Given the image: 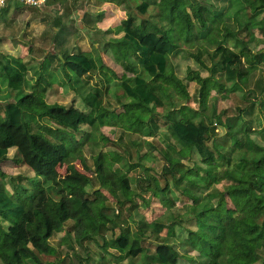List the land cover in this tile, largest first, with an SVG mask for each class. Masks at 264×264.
<instances>
[{"label":"trees","instance_id":"16d2710c","mask_svg":"<svg viewBox=\"0 0 264 264\" xmlns=\"http://www.w3.org/2000/svg\"><path fill=\"white\" fill-rule=\"evenodd\" d=\"M247 2H250L247 6L251 16L264 11V0ZM185 5L190 11L185 9ZM157 6L159 20L167 22L169 30L174 32L172 34L176 33L177 24H183L189 32L194 19L204 32V38L214 44L212 49L204 47L203 50L210 60L209 67L199 62L208 71L207 76L201 77L197 71L188 69L187 80L198 85L195 109L185 104L172 106L175 98H189L185 85L175 79L168 60L169 55L177 52L175 50L179 47L177 34L170 39L171 36L166 34L168 29H161L162 25L157 26L148 18L136 22L134 16L128 15L120 22L121 35L110 43L116 48L114 57L117 60L126 61L132 54L140 67L139 72L132 68L131 75L122 76L119 81L127 99L121 105L123 114H112L105 108L101 94L95 89L79 96L85 110L62 105L55 99L47 100V96L56 93L55 85H48L44 91L30 86L25 79L26 63L11 54H0L4 92L12 97L6 100L0 95V162L7 159L8 148H14L15 162L22 161L24 156L32 164L49 167L47 172H35L24 178V183L14 181L15 176H9L12 183L9 192L0 186V264H41L37 254L45 253L49 238L59 232L62 233L60 244L82 246L84 240L102 235L107 229H118V233L110 239L102 236V249L113 250L117 258L134 257L145 250L142 243L148 235H143L144 227L139 226L137 233L129 238L128 228H120L116 222L118 212L108 205L95 204L88 194H97L98 191L89 192L85 188L89 183L96 187L109 185L122 196L121 200L115 201L118 207L125 202L132 207L141 200L144 202L147 198L136 192L126 175L121 173L124 166L119 170L115 165L120 162V154L98 152L92 158L90 171L83 163L80 147L88 139L97 137L89 130L90 127L110 126L118 121L124 130L136 126L142 135L152 136L156 129L154 119L158 115L156 108L162 106L164 99L176 111L173 116L162 115L167 120L166 137L179 148L167 141L171 154L161 152L165 160L160 170L163 184L159 186L151 178L152 188L148 182L141 186V191L147 190L159 198L164 212L169 215L174 203H179L177 194L190 201L179 203L185 207L184 216L168 217V224H164L166 236L174 235V226L182 225L184 220L191 221L194 228L183 227L184 237L197 255L203 257L201 264H264V259L259 260L260 252L264 253V144L250 138L252 131L264 133V50L251 51L237 35L238 25H230V30L224 25L222 39L216 40L209 31L212 24L222 20V13L214 7L199 6L196 0L179 4L177 0H159ZM146 8L147 3L141 2L135 10L143 14ZM207 17L209 19L206 20ZM228 37L231 39L230 46L226 45ZM48 54L57 60L60 73L73 92L80 78L97 67L96 59L84 52H62L59 56ZM192 57L198 60L197 54ZM257 69L261 70L259 79L248 89V77ZM213 72L219 75L215 77ZM212 90L221 99L230 92L241 91L243 94L244 90L251 93L249 104L257 103L255 128L238 110L235 114L236 121L239 120L236 131L225 132L218 139L213 138L208 145L207 140L212 136L215 124H225L215 113L214 106L210 118L203 113ZM243 111L246 112L245 109ZM63 113H69L68 118H64ZM84 126L89 129H84ZM101 138L106 137L101 135ZM144 145L148 149L149 140H145ZM191 151L207 167L203 169L204 178L198 176L196 168H182L181 159ZM75 154L91 176L78 171L71 163ZM144 159L139 155L137 160L126 164L127 169L142 165ZM59 163H64L67 169L63 176L55 170ZM183 181L201 190L219 181L225 182V186L201 195L183 186ZM137 185L140 188L139 180ZM213 195L216 196L215 201L211 199ZM258 214L262 215L260 222L254 219ZM152 224L163 228L161 222L154 221ZM90 255L92 253L83 259L86 264L92 258ZM152 255L155 258V262H151L153 264H176L178 258L175 247L164 240L154 243Z\"/></svg>","mask_w":264,"mask_h":264},{"label":"rangeland","instance_id":"374dc122","mask_svg":"<svg viewBox=\"0 0 264 264\" xmlns=\"http://www.w3.org/2000/svg\"><path fill=\"white\" fill-rule=\"evenodd\" d=\"M184 1L186 2L187 0ZM197 1L201 4V6H203V3L206 2V0ZM243 1L244 0H212L211 2L219 10H224L225 12L229 11L228 15L230 22H228L227 25L230 27L231 21H236V23L239 25L237 35L242 41L245 42V45L251 51L255 52V50L261 48L264 50V11H258L257 15L251 18L250 7L246 6L244 8ZM181 2H183V0H177L178 4ZM246 3L248 5L250 4V2ZM12 5H14L16 8H4V10L0 12V54H12L15 56L23 54L22 60L26 62L28 67L25 75L28 79L27 82L29 85L33 84L35 87H38L43 91L48 89V85H55L57 87L56 93L47 96V100L49 99L52 101L55 99L62 105H72L81 110L85 109L79 100V96H84L88 91L95 89L101 94L102 103L105 108L111 110L112 114H123V107L121 105L127 99L122 93V90L119 86V81L122 76L131 75L133 71L132 68L137 71L138 68H140L137 58L134 55L131 54L129 59H126L127 62L130 61L129 64L124 60H117L114 57L116 48L110 46V43L113 42L114 39H99L97 42H101V46H99L100 48H94L92 47V43L89 39L83 38L84 35H81L82 39L75 38V33H77L76 36L80 33L75 31V26H72L70 31L74 37L69 42V47L71 48L72 46V49L67 50L74 52L73 49L79 42V45L76 46L77 49L75 48V53L84 52L93 56L96 59L97 66L95 70L86 73L80 78L76 87V91L73 92L72 89H70V86L65 83V80L60 73L57 60L48 54L50 39L47 35L41 36L38 26H32L30 22L35 18V15L42 21L47 19L48 24H50L49 21L51 19V15L48 9L41 8V10H34L33 8L29 7L19 5L17 6L15 3ZM185 9L190 11L189 7L186 5ZM148 11L149 13H153L154 8L150 7ZM20 14H22L21 18H19ZM249 14L251 19L249 18ZM204 15L202 12V16ZM139 17L144 18L146 16ZM261 18H263V21H261ZM248 19L250 23H248ZM161 24L162 23L159 25ZM191 24L192 25L190 26L189 34L186 32L187 34L183 35L182 37H177V41L180 43L179 45H182L184 48V50H182L184 53L170 57V66L175 79L180 80L185 85V89L189 95L187 100L182 98L173 99L172 102L174 104L172 106L177 107L179 104H185L190 108L195 109L197 108L196 90L198 85L187 80L188 69L197 71L201 77L207 76L208 71L206 68L201 67L199 62H202L206 67H209L210 60L206 52L203 50L204 47L209 50L212 49L213 44H208L205 41H202L203 39H201L198 35L196 36V33L194 32L196 29H200V27L194 19L191 20ZM218 26H220V23ZM253 26L255 28H253ZM49 28L50 26L47 25L46 32H48L47 29ZM160 28L165 29L166 25L165 27ZM179 31H185L183 24H177L176 33L180 34ZM190 32H193V35H191ZM166 34L171 36L170 39L175 38V34H172L169 31H166ZM221 34L216 35L217 40L222 39ZM65 40L66 39L62 40L61 42L64 43ZM107 40H109L110 43H108L109 41ZM3 41H8V47H3L1 45ZM230 42L231 39L228 37L226 39V45L230 46ZM67 43L68 42L66 41V44ZM21 46L24 48L26 47V52L22 53ZM28 46H30V48H28ZM88 46L92 50H79L88 48ZM236 49L238 50L240 48ZM196 54L198 55V60L192 57V55ZM259 70L260 69L255 70L248 77V89L253 87V83L256 81V79H259V75L261 74V70ZM218 75V72H213V76L216 77ZM3 80V77L0 76V95L5 97L6 100H10L12 97L9 94L6 95L4 92V89L6 88L5 82ZM250 101L251 93H248L247 91L244 92V90L243 94L241 91L230 92L224 99H221L219 96L217 97V94L213 90L210 91L206 101V109L203 113L207 118H210V112L214 106L215 113L220 116V120L225 122V124H215V130L213 131L212 136H210L207 140L208 145H210L213 138L218 139L225 132L233 133L236 131L239 120L236 121L235 114L238 110L242 111L243 118L245 120H249L251 123L250 125L255 128L253 125L254 119L258 115L256 110L257 103L251 106L249 104ZM169 103L170 102L168 100L164 99L162 101V106L156 108V112L158 113L154 119L156 129L152 136L142 135L139 131H137L136 126H133L129 130H124L119 121L110 126L93 125L90 127V129L87 126L83 127L84 129H89L95 132L94 134L97 136L96 138L88 139L85 144L80 147V154L82 155L83 163L87 165L89 170L91 171L92 168V158L96 156L98 152H116L120 154L121 159L120 162H116L115 165L117 168H122V166H124L121 173L126 175L130 185L135 187V191L147 199L144 202L142 200L139 201V204L135 203V206L133 207L127 202H125L123 206L118 207L115 201L122 199L119 191H115L109 185L96 187L95 185H91V183L85 187L86 190L89 192L90 190H97L98 193H89L88 198L92 199L97 205L103 206L105 204L110 206V208H113L114 211H117L119 218L116 220V222L120 228H128L127 230L129 238L130 236H133L135 233H137L139 226H143V235H148L143 239L142 243V245L145 247V250L134 257L125 256L122 258H117L116 253L113 250L108 249L105 251L102 249L100 247V244L102 243V236L104 239H110L118 233V229H115L114 231L107 229L103 231L102 235H96L93 239L84 240L82 242V246L68 243L60 244L59 240L62 236V233L59 232L49 238L46 252L43 254H37V258L41 264H46L48 262H53V264H86L83 259L86 258L87 254L90 253H92V255H90L92 258L88 260V264H147L155 262V258L152 255L153 246L155 242L162 240L173 245L177 250L178 258L176 260V264H200L203 262V258L197 255L196 251L191 248L189 241L184 237L183 227L194 228L193 222L184 220L182 225H176L173 227V236H166V225L168 224L169 220L171 218H177L179 215H185V207L180 206L181 204L179 203H189L190 201L187 200L183 195L177 194L179 203H174L172 211L170 212V216L168 213L164 212V206L159 198L151 195V193L147 190L141 191V186L146 185L148 182H150V185L148 184L149 187L152 186L153 182L151 181V178H154L159 186L163 184L160 170L161 167L165 165V160L161 152L168 151L171 154V150L167 148L168 142L172 144V146L179 148L175 142L172 140L168 141L166 137L167 120L162 115H176V111L174 110L175 108ZM244 109L246 112L243 111ZM63 116L64 118H68L69 113H63ZM212 121H214V119H212ZM101 135L106 138H101ZM250 138L259 144H264V133L258 134L257 132L252 131ZM145 140H149L150 142L148 149L144 145ZM150 154H152L154 157H152ZM139 155L142 158H146L142 160V165L128 170L126 164H128V162H134L137 160ZM6 156L7 159L0 162V186L6 189L8 192L11 191L12 184L8 178L9 176H15L14 181L24 183V178L32 176L33 173H42L49 170L48 165L32 164L31 162L26 161L24 156H22V161L15 162L14 148H8ZM125 160L127 161L125 162ZM181 162L183 164L182 168H196L198 176L204 178L203 169L207 167H204V165L199 162L197 155L193 151H191L188 156L182 158ZM71 163L78 171L84 173L87 176L92 175L91 172L86 169V167H83L81 160L78 158V156H76V154L72 157ZM209 168H211V166ZM55 170L60 176H63L65 173H67L64 163L57 164L55 166ZM137 180L140 181V188L137 185ZM46 184H49V182ZM182 184L183 186L189 187L191 190L200 192L201 195L212 190H221L223 185L225 186V182L219 181L217 183H213L207 189L201 190L200 187L189 185L186 181H183ZM93 187L94 189H92ZM211 199L215 201L216 196L213 195ZM228 207H230L229 202ZM128 213L129 216L127 215ZM168 217H170V219ZM260 218H262V215H257L254 217L256 222H260ZM154 221L163 223L161 224L163 228L159 229L154 227L152 224ZM190 258L192 259L190 260ZM263 259L264 253L260 252L259 260Z\"/></svg>","mask_w":264,"mask_h":264},{"label":"crops","instance_id":"0c3cea01","mask_svg":"<svg viewBox=\"0 0 264 264\" xmlns=\"http://www.w3.org/2000/svg\"><path fill=\"white\" fill-rule=\"evenodd\" d=\"M211 1L212 0H206V2L203 3V6H210L212 8L214 7L215 9H217L218 11H220L222 13V20L218 23L212 24L211 25V27H212L211 31H209V33L213 37H215V39L217 40V37L215 36V34L220 35L223 32V26L224 25L230 30V27L227 25L228 22H230V18L228 15L229 11L225 12L224 10L223 11L219 10L215 5L212 4ZM247 1H249V0L243 1L244 7L248 5L246 3ZM141 2L147 3L146 11L143 14H140L135 10L136 6H138ZM158 2H159V0H47L43 6H41L39 8H33V9L34 10L35 9L41 10V8L48 9V11L51 15V19L49 21L50 24H48L47 19H45V21H42V20H40V18L36 17L35 15H34L35 18L32 19V21H30V22H31L32 26H34V25L38 26V29L40 31L41 36L47 35L48 38L50 39V46H49L48 52H50L52 54L55 53L59 56V54H61L62 52L67 53V54L75 53V48L77 49L76 46L79 45V42H78L77 45L73 49L74 52H72L71 50L70 51L67 50V49H72V46H71V48L69 47V42L74 37V35H72V33L70 31V28L72 26H75V31L80 33L77 36H76L77 33H75V38L82 39L81 35L82 36L84 35L83 38L89 39L90 42L92 43V47H94V48H100L99 46H101V42L100 41L97 42V40H99V39L101 40L102 38H108L109 40L114 39V41H115L117 38H119V36L121 35L120 22L122 20H124L125 18H127L128 15L134 16L136 22H139L140 19H147L148 18L151 23H155L157 26L160 23H162L161 25L163 27H165V25H166L165 29H168L167 31L172 33L173 31L169 30V26H168L167 22L164 19L162 21L159 20V17L157 15ZM196 2L198 4H200L197 0H196ZM12 4H14V2H10L4 8H7V9L8 8H14L15 9L16 7ZM199 6H201V4ZM150 7L154 8L153 13H149L148 10ZM4 8L0 9V12L2 10H4ZM29 8H32V7H29ZM250 14H251V12H250ZM250 14H249V18H250ZM203 15H204V12H203ZM139 16H146V17L143 18V17H139ZM21 17H22V14L19 15V18H21ZM202 18L205 19V15L202 16ZM251 18H253V16H251ZM207 19H209V17H207L206 20ZM258 21H260V20H258ZM219 23H220V26H218ZM248 23H250L249 19H248ZM46 24L50 26V28L47 29L48 32H46V26H47ZM230 25L235 26L238 24L236 23V21H233V22L231 21ZM253 28H255V27L253 26ZM30 29H32V28H30ZM256 29H259V28H256ZM179 32H180V34L175 33V34H177L176 38L178 36L182 37L183 35H185L187 33L189 34V32H187L186 30L185 31H179ZM190 33H191V35H193V32H190ZM194 33H196V36L198 35L201 39H203L202 41H205L208 44H213V43L208 42L205 39L206 37L204 38V36H203L204 32H202L201 29H196ZM210 34H209V36H210ZM33 36H34V34H33ZM6 39L8 40L7 37H6ZM64 39H66L64 41V43L61 42ZM109 40H107V41H109ZM66 41L68 42L67 44H66ZM108 43H110V41ZM108 43H107V45H108ZM1 45L3 47L4 46L8 47L9 43H8V41H3L1 43ZM213 47H214V44H213ZM21 48H22L21 49L22 53L26 52V49H25L26 47L24 48L21 46ZM28 48H30V46H28ZM86 49L88 51V49H91V48H89V46H88V48L79 49V50L84 51ZM182 50H184L183 46L179 45V47L175 50L177 52H173L172 54L169 55V57H168L169 64H170V57H172L173 55L183 54L184 51H182ZM261 50H263V49L261 48V49L255 50V51H261ZM22 55L23 54H20L17 56L12 55V56L19 57L22 59ZM27 70H28V67L26 65V71ZM25 79L28 81L26 75H25ZM30 86H34V85L30 84ZM1 101L2 100H0V102ZM258 215H261V214H258ZM260 219H262V218H260ZM203 261H204V259H203ZM201 263H203V262H201Z\"/></svg>","mask_w":264,"mask_h":264},{"label":"built area","instance_id":"2783aa9c","mask_svg":"<svg viewBox=\"0 0 264 264\" xmlns=\"http://www.w3.org/2000/svg\"><path fill=\"white\" fill-rule=\"evenodd\" d=\"M47 0H3V3L0 4V9L6 7L10 2H14L16 5L39 8L46 3Z\"/></svg>","mask_w":264,"mask_h":264},{"label":"clouds","instance_id":"9594fccd","mask_svg":"<svg viewBox=\"0 0 264 264\" xmlns=\"http://www.w3.org/2000/svg\"><path fill=\"white\" fill-rule=\"evenodd\" d=\"M3 3V0H0V4H2Z\"/></svg>","mask_w":264,"mask_h":264}]
</instances>
